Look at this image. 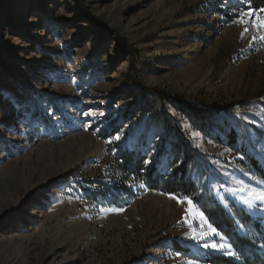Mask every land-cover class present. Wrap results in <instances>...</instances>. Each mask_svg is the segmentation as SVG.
<instances>
[{
    "label": "rangeland",
    "instance_id": "rangeland-1",
    "mask_svg": "<svg viewBox=\"0 0 264 264\" xmlns=\"http://www.w3.org/2000/svg\"><path fill=\"white\" fill-rule=\"evenodd\" d=\"M261 8L246 0H0V264H208L175 244L230 256L231 248L204 247L227 245L219 235L191 238L210 224L195 205L185 217L182 197L145 190L121 207L84 197L110 161L100 130L138 103L117 135L150 119L139 130L151 161L179 127L195 182L224 207H244L264 233V202L254 194L264 179L243 155L201 134L183 107L155 100L144 113L137 89L202 108L234 103L213 121L232 117L238 148L245 129L253 143V128L264 131V40L252 39L251 23L241 38L237 21ZM256 149L264 171V136Z\"/></svg>",
    "mask_w": 264,
    "mask_h": 264
},
{
    "label": "trees",
    "instance_id": "trees-1",
    "mask_svg": "<svg viewBox=\"0 0 264 264\" xmlns=\"http://www.w3.org/2000/svg\"><path fill=\"white\" fill-rule=\"evenodd\" d=\"M246 1L255 9L264 6L263 0ZM124 47L126 48V45ZM131 71L134 74L133 77L136 78L134 66H132ZM137 89H139L142 100L145 101L142 109L144 113L147 114L149 105L153 106L155 100L160 104L168 101L174 106L183 107L186 112V120L196 123L195 128L201 134L206 135L216 143L226 145L241 153L251 168L257 172V175L262 180L264 179L263 168L256 157L258 154L256 146L262 140L264 131L253 128L257 136L255 141L251 143L248 129H245L240 148H238L239 135L232 128L233 124L229 122L232 117L222 119L221 123L213 121L218 115L223 117L222 114H224L228 117L233 112L230 108H233L234 103L202 108L201 106L188 105L178 97H167L168 95L159 93L154 88L137 86ZM127 96V92H124L123 99H126ZM157 97L163 99L158 100ZM140 104L126 106L120 110L118 119L110 121L106 127L100 130L99 137L110 139L107 144L110 161L98 178L88 182L93 183L97 188L94 190L83 189L84 197L93 203L109 207L124 206L145 190H156L177 197H189L203 213L208 223L220 233L219 238L227 245H231L234 255L226 257L209 252L199 254L175 244L176 252L208 264H264V233L258 220L253 219L250 214L234 202L227 204L229 209L227 211L215 199L207 184L195 182L190 174L192 173V167H190L192 161L191 150L186 145V137L179 127L175 132V138L168 135V138L162 140L163 142L159 144L151 161L148 156L151 148H149V144L139 130L148 124L150 119L145 120V118H142L135 121V125L131 130L124 133L120 139H114L123 127L121 123L132 121L137 116L140 111ZM160 113L165 114L168 119L170 118V114L164 113V110ZM151 117L153 118V116ZM156 119L155 117L154 122H156ZM160 120L163 121V124L166 123L165 118H160ZM226 123L228 127L225 126ZM247 142L249 147L253 149L252 152L246 148Z\"/></svg>",
    "mask_w": 264,
    "mask_h": 264
},
{
    "label": "snow or ice",
    "instance_id": "snow-or-ice-1",
    "mask_svg": "<svg viewBox=\"0 0 264 264\" xmlns=\"http://www.w3.org/2000/svg\"><path fill=\"white\" fill-rule=\"evenodd\" d=\"M254 17V19H253ZM239 23L245 25L243 32L241 33V38H243V36L250 30L247 25L249 23H251L257 30L258 35L253 36L252 39L256 40V39H260V40H264V8H261L259 10H247L244 12H240L238 14V21ZM85 115H89V113H85ZM114 139H120V136L117 135L116 137H114ZM256 196V199L260 200L261 202H264V190L258 192V193H254ZM175 198V197H173ZM187 202V204L189 205L188 208L185 209V217H188L190 215L193 214V212L195 211V206L193 204V200L189 197H182V198H178V202L180 203H184ZM246 203H251V201H246ZM198 215L203 218V213H198ZM208 231L206 232H201L198 235H194L191 238L192 239H196V240H203L205 237H210L212 235H220V233L217 231V229L213 228L211 225H207ZM204 247H212L214 249H218V250H226V249H230L231 245H225L223 243H212V244H208L205 243ZM227 255H234L233 252L231 251H227L226 253Z\"/></svg>",
    "mask_w": 264,
    "mask_h": 264
},
{
    "label": "water",
    "instance_id": "water-1",
    "mask_svg": "<svg viewBox=\"0 0 264 264\" xmlns=\"http://www.w3.org/2000/svg\"><path fill=\"white\" fill-rule=\"evenodd\" d=\"M225 208H226L227 211H229V209L227 208V206H225ZM242 208L249 214V212L244 207H242Z\"/></svg>",
    "mask_w": 264,
    "mask_h": 264
},
{
    "label": "bare ground",
    "instance_id": "bare-ground-1",
    "mask_svg": "<svg viewBox=\"0 0 264 264\" xmlns=\"http://www.w3.org/2000/svg\"><path fill=\"white\" fill-rule=\"evenodd\" d=\"M248 211V210H247Z\"/></svg>",
    "mask_w": 264,
    "mask_h": 264
}]
</instances>
